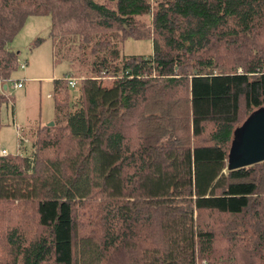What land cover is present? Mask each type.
I'll return each mask as SVG.
<instances>
[{
  "label": "trees",
  "instance_id": "trees-1",
  "mask_svg": "<svg viewBox=\"0 0 264 264\" xmlns=\"http://www.w3.org/2000/svg\"><path fill=\"white\" fill-rule=\"evenodd\" d=\"M42 14L86 68L73 94L51 78L52 124L0 154V264H264V160L227 166L264 107V0H0L11 117L6 43Z\"/></svg>",
  "mask_w": 264,
  "mask_h": 264
},
{
  "label": "rangeland",
  "instance_id": "rangeland-1",
  "mask_svg": "<svg viewBox=\"0 0 264 264\" xmlns=\"http://www.w3.org/2000/svg\"><path fill=\"white\" fill-rule=\"evenodd\" d=\"M22 26L6 43L7 48L16 50L18 63L11 78L6 80L8 93L4 92L13 103L12 117L7 109L3 110L2 119L5 120L0 127V146L10 153L17 151L16 128H19L22 139L30 142L29 134L33 132V125L50 120L53 114L49 96L50 79L63 72H69V76L79 79L86 68L73 58L76 45L72 40L60 46L56 39L49 37L48 14L30 15ZM120 50L127 55H147L151 52V39L128 37L121 42ZM20 63L23 65L19 66ZM16 78L21 81L22 87L12 88L9 82ZM76 89L74 86L71 94L76 93ZM25 123L29 126H24ZM29 147L30 143L25 151ZM19 150L22 151L23 148L20 147Z\"/></svg>",
  "mask_w": 264,
  "mask_h": 264
},
{
  "label": "water",
  "instance_id": "water-1",
  "mask_svg": "<svg viewBox=\"0 0 264 264\" xmlns=\"http://www.w3.org/2000/svg\"><path fill=\"white\" fill-rule=\"evenodd\" d=\"M2 84L6 86V83ZM46 123L52 124V120ZM233 132L227 155V166L230 169L264 160V107L249 113Z\"/></svg>",
  "mask_w": 264,
  "mask_h": 264
},
{
  "label": "built area",
  "instance_id": "built-area-1",
  "mask_svg": "<svg viewBox=\"0 0 264 264\" xmlns=\"http://www.w3.org/2000/svg\"><path fill=\"white\" fill-rule=\"evenodd\" d=\"M24 63V62H23ZM20 66L23 65L22 63L19 64ZM262 69L264 70V62L262 63ZM76 79L77 77H71V76H68L66 78V81H68V85L70 87H73V85L76 83ZM12 81L10 82L12 84V87L13 88H16V87H20L22 85L21 81L19 79H17L15 81V79H11ZM16 140H23L22 137L20 136V132H19V128H16ZM18 141H17V144H18ZM6 150L5 149H0V154H5Z\"/></svg>",
  "mask_w": 264,
  "mask_h": 264
},
{
  "label": "crops",
  "instance_id": "crops-1",
  "mask_svg": "<svg viewBox=\"0 0 264 264\" xmlns=\"http://www.w3.org/2000/svg\"><path fill=\"white\" fill-rule=\"evenodd\" d=\"M17 79H18V78H16L15 81H16ZM9 83H10V82H9ZM10 84H11V83H10ZM11 86H12V84H11ZM22 86H23V84H22L20 87H22ZM7 87H8V84H6V86L3 87V90H4V92H5L6 94L8 93V89H7ZM20 87H18V88H20ZM12 88H13V87H12ZM6 98H8V97H6ZM9 101H10V100H9ZM5 107H6V106H5ZM5 107H3V109H1V111H0V112H1V120H2V121L5 120L4 118L2 119L3 110L6 111ZM7 111H8V108H7ZM24 126H29V125H27V123H25ZM16 147H17V144H16ZM2 148H3V147L0 146V149H2ZM3 149H4V148H3ZM6 151H7V150H6ZM17 151H19L18 148H17ZM17 151H15V152H13V153H16Z\"/></svg>",
  "mask_w": 264,
  "mask_h": 264
}]
</instances>
